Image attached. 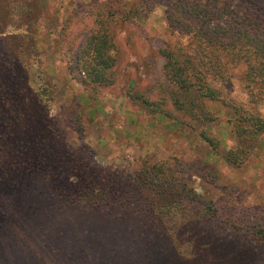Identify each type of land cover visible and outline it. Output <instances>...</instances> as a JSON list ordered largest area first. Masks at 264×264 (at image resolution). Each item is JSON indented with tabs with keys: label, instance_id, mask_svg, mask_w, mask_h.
<instances>
[{
	"label": "rangeland",
	"instance_id": "rangeland-1",
	"mask_svg": "<svg viewBox=\"0 0 264 264\" xmlns=\"http://www.w3.org/2000/svg\"><path fill=\"white\" fill-rule=\"evenodd\" d=\"M183 1L0 0V63L8 71L10 61L21 59L29 82L12 89L24 90L25 111L30 104L39 110L42 134L31 137L45 136L68 155L87 147L96 164L121 173L134 186L146 166L164 164L143 198L154 204L155 213L164 193L179 198L178 214L171 217L177 225L166 226L178 264H264V241L257 233L264 231V137L254 140L241 165L224 158L238 142L230 105L264 119V91L253 102L242 82L244 68L230 70L224 81L211 82L227 104L207 102L213 121L202 125L182 117L169 102L156 111L131 98L140 93L159 101L161 94L151 91L163 79L159 51L187 43L190 21L174 16ZM196 1L216 12L237 2L264 7V0ZM97 14L117 22L114 82L108 87L85 85L75 68L76 52L93 31ZM15 121L1 122L0 133L12 129L22 140L24 120L15 116ZM174 175L185 184L184 190L177 188L180 197L159 183Z\"/></svg>",
	"mask_w": 264,
	"mask_h": 264
},
{
	"label": "trees",
	"instance_id": "trees-1",
	"mask_svg": "<svg viewBox=\"0 0 264 264\" xmlns=\"http://www.w3.org/2000/svg\"><path fill=\"white\" fill-rule=\"evenodd\" d=\"M176 7L174 16L190 21L187 43L159 51L163 79L151 88L161 94L159 101L140 93L132 100L156 111L169 102L182 117L209 123L213 118L206 103L227 104L211 82L224 81L230 70L242 66V82L258 102L264 91V7L237 2L216 12L196 0ZM112 17L97 14L93 31L76 52L75 68L85 85L114 82L117 22ZM21 64L17 57L7 71L0 63V123H16L15 116L24 120L22 140L9 128L0 133V148L6 147L0 150V264H178L166 226L177 225L171 217L178 214L179 198L164 193L156 213L143 198L150 178L164 171V164L146 166L134 186L121 173L96 164L87 147V152L68 155L45 136L41 141L31 137L42 134L39 110L30 104L25 111L24 90L12 89L29 82ZM230 108L238 142L224 158L239 166L254 140L264 137V119L233 103ZM200 136L216 149L205 133ZM159 183L179 197L177 188L185 186L176 175ZM257 233L264 241V231Z\"/></svg>",
	"mask_w": 264,
	"mask_h": 264
}]
</instances>
